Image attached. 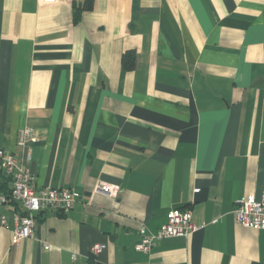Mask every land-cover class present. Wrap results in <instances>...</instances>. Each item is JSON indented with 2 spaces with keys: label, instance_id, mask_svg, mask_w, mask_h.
<instances>
[{
  "label": "crops",
  "instance_id": "obj_1",
  "mask_svg": "<svg viewBox=\"0 0 264 264\" xmlns=\"http://www.w3.org/2000/svg\"><path fill=\"white\" fill-rule=\"evenodd\" d=\"M86 1L0 0V146L31 127L37 184L81 194L18 244L0 201V264H264L233 211L264 194V0ZM185 207L197 230L136 249Z\"/></svg>",
  "mask_w": 264,
  "mask_h": 264
},
{
  "label": "built area",
  "instance_id": "obj_2",
  "mask_svg": "<svg viewBox=\"0 0 264 264\" xmlns=\"http://www.w3.org/2000/svg\"><path fill=\"white\" fill-rule=\"evenodd\" d=\"M39 138L31 127L22 129L15 150L0 146V170L11 181V199L22 205V212L15 216V228L12 242L18 244L24 238L33 235L38 220V213L54 210L67 212L71 210L81 197L80 192L70 187L39 186L36 175L30 165L32 161L31 144ZM20 150L25 151L20 157ZM200 188L196 187L195 191ZM92 193H104L111 197H119L121 186L104 181H98ZM5 194H0V201L7 202ZM237 221L245 226L255 229H264V194L260 199L254 195L242 199L234 208ZM190 208H173L168 212L167 221L157 231L142 229L141 239L136 244V249L150 251L159 240L165 237L188 236L199 228L192 219ZM0 223L5 224L6 218H0ZM49 248L50 244L45 243ZM107 243H94L91 253L98 254Z\"/></svg>",
  "mask_w": 264,
  "mask_h": 264
},
{
  "label": "trees",
  "instance_id": "obj_3",
  "mask_svg": "<svg viewBox=\"0 0 264 264\" xmlns=\"http://www.w3.org/2000/svg\"><path fill=\"white\" fill-rule=\"evenodd\" d=\"M93 0H87L84 4L76 7L75 9V21H78L81 18V13L83 9H91L93 8ZM123 65L127 69H133L135 67V51L129 50L123 53ZM10 181L8 177H6L2 171L0 170V188H3L5 184ZM11 190L6 194L8 198H11ZM13 201V200H12Z\"/></svg>",
  "mask_w": 264,
  "mask_h": 264
}]
</instances>
